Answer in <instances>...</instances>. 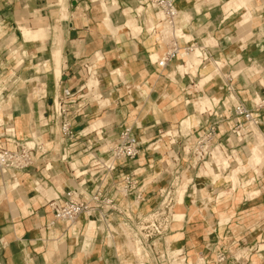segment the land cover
Wrapping results in <instances>:
<instances>
[{"label":"crops","instance_id":"1","mask_svg":"<svg viewBox=\"0 0 264 264\" xmlns=\"http://www.w3.org/2000/svg\"><path fill=\"white\" fill-rule=\"evenodd\" d=\"M234 2L246 5L245 0H175L187 39L211 56L203 63H195L186 59L189 53H185L162 68L152 62L151 55L162 57L169 45L150 31L162 14L148 0H63L62 4L60 0H0L1 110L11 113L19 139L35 138L42 147L27 169L0 172V264H138V257L131 254L133 239L125 228L133 229L161 207L162 188L155 185L167 172L164 165L168 156L163 158L161 153L150 150L160 135L180 122L189 130L202 114L204 122L195 127L194 134L213 122L222 130L231 124L233 105L243 102L255 116L251 122L255 138L250 155L256 145H261L264 152V125L257 120H264V106L253 107L254 102L264 98V0H247L248 7L230 11ZM105 6L109 8V22ZM64 9L65 22L61 20ZM247 12H251L252 21L249 27L242 28L239 23ZM128 21L133 25H127ZM22 26L44 27L47 31L45 37L24 41L19 35ZM178 42L184 44L183 39ZM94 63L99 66V85L90 90L86 87L88 67ZM113 70L123 72L118 85L113 81ZM83 86L84 96L78 101L83 105L82 114L73 117V135L64 137L53 111L54 103L66 88L78 92ZM205 98L206 108L215 100L218 103L212 109H197L193 102ZM71 108L74 110V105ZM188 117L190 127L185 124ZM125 126H132L143 143L139 157L103 181L93 183L89 176L79 175L78 169L91 156L107 155ZM224 134H219L218 141L227 146ZM188 144L192 145L180 138L173 147L182 154L183 146ZM186 162L170 174H181ZM191 163L187 171L193 178L195 168ZM259 164L264 172V164ZM244 175L254 185L251 180L235 185L230 173L227 178L233 183L232 189L249 186L240 201H229L222 209H233L236 219L245 218L249 223L233 224L232 228L229 221L221 225L214 211L211 217L199 220L197 217L206 212L198 209L192 199L187 203L189 195L184 194V210L197 208L195 213L189 211V232H184V226L179 232L184 243L178 246L179 254L183 250L186 258L191 257L187 264H197L204 251L208 253L203 260L212 262L218 250L211 253V239L218 241L219 250L229 251L230 263L264 264V181L253 169ZM125 177H131L134 183L128 195L122 192ZM85 179L88 193L84 198L98 189L114 200L120 212L100 209L99 219L101 213L93 209L90 215L83 214L73 223L56 221L49 201L64 196ZM224 187H214L220 194L218 198L227 194ZM257 214V218H251ZM175 235L163 234L153 242L165 248ZM139 241L150 253L145 263L159 264L151 240ZM187 246L195 248L196 253H187ZM238 256L239 262L234 260Z\"/></svg>","mask_w":264,"mask_h":264},{"label":"built area","instance_id":"2","mask_svg":"<svg viewBox=\"0 0 264 264\" xmlns=\"http://www.w3.org/2000/svg\"><path fill=\"white\" fill-rule=\"evenodd\" d=\"M149 5L162 14L159 17L158 24L154 25L150 31L157 35V39L163 42H167L169 45L168 50L162 57L157 58L156 62L160 67L164 68L167 64L174 59L182 51H194L199 49L201 63L207 61L210 58V53L199 47L195 46L192 40H186L184 37V28L180 24V12L176 7L175 0H148ZM183 39L184 44H179L178 40ZM90 72V67H88ZM91 75V72H90ZM84 86L79 89L78 92L71 91L66 88L63 92V96L54 103L53 111L56 119L60 120V129L64 137L73 135V117L81 115L82 104L78 103L83 99ZM256 109H260L264 106V98H260L255 102ZM74 105V110L71 108ZM211 115V113H209ZM233 116L236 118L237 129L243 127L242 119L247 122H254V110H249L243 102H238L233 105ZM241 119V120H240ZM0 172L5 174L7 172H17L27 169L32 166L37 157V150L42 149L41 142L35 138L32 139H19L16 135L15 128L12 123L0 122ZM243 130V129H242ZM220 131L219 124L217 122L210 123L204 134L196 132V140L188 138L187 140L192 143V154L195 159L194 162H205L206 159L212 157L213 149L216 148L218 143L217 135ZM238 136H241V130H234ZM171 135V134H170ZM245 137L241 136L240 140H244ZM141 139L136 135L132 126H125L118 138L107 150V155L95 154L90 157L88 172L83 175H87L93 180V183L97 181H103L107 175L112 174L118 168L125 166L129 161L136 159L141 154ZM173 147L176 144V140L170 141ZM214 147V148H213ZM157 149V146L154 147ZM186 146H184V150ZM175 161L176 169L179 168L181 163L180 157L171 156ZM194 166V164H193ZM219 170V168L217 167ZM178 171V170H176ZM180 173H176L179 177ZM80 177V176H78ZM177 177V176H176ZM124 186L122 192L124 195H128L133 189V180L131 177H125ZM87 180L79 182V185L71 190H68L64 196H58L52 198L49 201L51 208L55 214L56 221H63L66 223H73L81 215H90L93 209H105L106 212H112L114 210L119 211L115 206V202L111 197L103 195V193L96 189L90 192L88 199L84 198V195L88 192L85 190ZM85 184V185H84ZM161 196L164 197L161 201V207L157 209V212L150 213L148 218L143 219L137 224L141 225L142 231L148 233H140V238L147 241L154 238V236L161 237L163 235L161 218H158L167 209L173 208L172 199L169 198V192L161 191ZM140 197V195H138ZM169 199V200H168ZM163 210V211H162ZM120 212V211H119ZM135 226L133 229H135ZM155 227L156 233H149V230ZM131 229V228H130ZM131 229V230H133ZM155 245L152 241L150 242ZM179 255H182L180 253ZM164 256L161 255V257ZM232 257L229 251L225 248H221L215 253L212 262H206L204 264H238L230 263ZM241 256L234 257V260L239 262ZM169 261V259H168Z\"/></svg>","mask_w":264,"mask_h":264},{"label":"rangeland","instance_id":"3","mask_svg":"<svg viewBox=\"0 0 264 264\" xmlns=\"http://www.w3.org/2000/svg\"><path fill=\"white\" fill-rule=\"evenodd\" d=\"M60 3L62 4L63 0H60ZM241 3H243V2H240V3L234 2L232 4L233 6H230V8H231L230 11L238 10L242 6L248 5L247 0H245V3H244L246 5H242ZM62 7H61V9H62ZM246 7H248V6H246ZM105 9L107 10V13H108L107 14V21L109 22L110 21L109 8L107 6H105ZM61 13H62L61 20L63 22H65V20L67 18L66 9L62 10ZM250 14H251V12H247L244 15V19L247 16H249ZM127 25L132 26L133 25L132 21H128ZM133 27H135V25ZM27 29L31 33H29V35L26 33V35H27L26 36L23 31L26 30V32H27L28 31ZM21 30H22V32H20L19 35L23 38L24 41H33V40L38 39L40 37H45V33L47 31V28L40 27L38 29H32L30 27L22 26ZM26 38H27V40H26ZM195 54H197V53H194V54L193 53H189L185 57H186V59H192L194 61L193 57H195ZM59 55H60V53L56 54V61H57L58 65H60V63H61ZM12 56L14 57L13 54H12ZM218 63L221 65L220 62H218ZM92 66H94V65H92ZM90 72H91V75H92L91 67H90ZM91 75H90V78H89V80L87 82V85H86V87H88L90 90L92 89V87L99 85L98 78H94L93 75H92V78H91ZM100 93L101 92H98V94H100ZM191 99L192 98H190V97L188 98V100H191ZM214 103L217 104L218 101L215 100ZM198 104H201V103H198ZM213 104L208 106L207 109L208 108L212 109L213 108ZM253 107H256L255 102H254V106ZM0 110H1V106H0ZM1 112H2L1 113L2 117H1V114H0V122L3 121L5 123H8V122L12 121L11 120L12 119L11 113H5L2 110H1ZM202 116L203 115L201 114V115H198V117H196L197 121L192 125V127L189 130L188 129H184L182 124H181V122H180V123L177 124V127H175L173 130H169L171 132V135H166L169 131L164 132L163 135H160L156 139L158 142L155 143V145H153L151 147V150H150V151H153L154 154L155 153H161L163 155L162 156L163 158H164V156H168L166 158V160H165V162H166L165 165L163 164L167 172L162 177H159V180L157 179L158 183L155 186H161L160 187V188H162L161 190L165 191V196H166V193L169 192V198L173 200L172 201L173 208L170 209V210L167 209L158 218H161V222H163L161 230L163 231V234H165L166 237L172 236V235H175V234H176V236H178V237L174 236L173 238L170 237L168 242L166 243L167 246H165V248L163 247V244L160 243V242L158 244L155 243V245L152 244V248H153L154 254L157 257L159 264H180L182 259H184V260H182L183 261L182 264L191 263L189 261V258H191V257L188 256L186 258L185 257L186 254L183 253V250L181 252L183 254L179 255V250H180L179 247H180V245H182L181 247L184 246L183 245L184 244L183 240H180L181 239L180 238L181 234L179 233V232H181L180 228L182 226H184V232H186V234H187V232H189L188 229L190 228V225H191V224H189V220H190L189 219V211H190V213L191 212L195 213L196 210H197V209L194 210V207H192L191 210L188 207H187L186 211L184 210V208H183L184 206L182 205L184 201L183 202H181V201L184 200V194L185 193H187V195H189L188 196L189 198L186 199L187 203H190L191 199H192V200H194V201H196L198 203L197 207H199V208L201 206H203L205 203L207 204V207H206L207 211L205 210V212H206L205 216H201V215L198 216L197 218H199V220H204L208 216L211 217L212 216L211 212H213V211L215 212L216 215L220 214V213H217L216 212L217 210H215V207H213V206H218L219 211L224 213V215L227 218L230 217L229 219L226 220V222L229 221V226L232 228L233 224L249 223L250 220H247V222H245V220H244L245 218H239V219L237 218L236 219V217L233 216L234 213H235V211L233 209L224 210V209H222V206H227L229 201H232L234 203L240 201L242 199V197H243L242 195L244 193V190L249 185H247V187H245V188H241L240 186H237V188L232 189V188H234L233 183H232L230 178H227L229 176V174L230 173L232 174V178L233 179H234V176H236L238 174L239 180L241 182H245V181H249L251 179L245 178L244 173L246 171L250 170V169H253V170H256L260 175H262V177H263L262 180L264 181V172H262V170H261L262 166L259 164L258 167H255L256 165L250 164L251 163L250 162V157H251L250 156V148H251V146L254 143L253 140L255 138V129H254L253 125L249 121L245 122L243 119L242 120L240 119L242 121L243 127H241V129H237V127H236L237 124L235 122L236 118L234 116H231L230 119H229V120H231V124H229L225 128H222V130L220 129V131L218 132L219 134L220 133H222V134L225 133L223 137H225V139L228 140L227 146L224 145V144H221L218 141L217 145H215L217 147L216 148L213 147L214 149H213L212 157L209 158V159H206L205 162H203V161L197 162V165L194 162L195 157L192 154V152H193L192 148L193 147H192L191 144L186 145L187 147H186L185 150H184V146L185 145L183 146L182 154L178 153V151L175 150L174 147L171 146L170 141H172L173 139L178 140L180 138H182V139L192 138V140H196V137H195L196 134H194V131H195V127H197L198 125H202L201 123L204 122ZM257 120L259 121V125H264L263 118L262 119L261 118H257ZM245 125H248V126H245ZM186 126H188V125H186ZM234 130H236V131L241 130V133H242L241 136L245 137V139L244 140H240V136H238L237 133L234 132ZM205 131H206V128L204 127V128H200L198 132H200L201 134H204ZM219 134L217 135V137H220ZM158 139H161V140L159 141ZM156 146H157V149L155 150L154 147H156ZM216 151L219 152V154H220V152H222V155L220 154L221 156L218 155V157H217L218 153H216ZM215 154H216V156H214ZM171 156H176V157L179 156L180 160H181V164L184 161H187L186 163H188V164L192 161L191 168H195V172L193 173L194 177L192 178L191 172L187 171V170H190V169H188V164L181 169L182 171H181V174H179V177H178V175L172 176L170 173L172 172V170L176 169L177 166L175 164V161L172 160V158H170ZM237 156H240L241 159L238 158ZM213 157H216V159L213 158ZM217 160H219L221 162H219ZM224 160H229V162L227 164L222 163V162H224ZM89 161L86 162V165L84 166V167H86V169H85L86 171L82 172V173H86L88 171ZM206 162H208V163H206ZM209 163H211V164H209ZM193 164H194V166H193ZM204 164H205V167H206V171L205 172H207L209 174V172H208L210 170V168L208 167V165H209L210 167H212L211 169H213L214 172L217 175L219 174L218 178H216L217 179L216 184L213 183L214 185L213 184L212 185H208V183L205 181V177H207L208 174H206L205 172H202ZM75 166L76 165H74V167ZM217 167L219 168V170L217 169ZM148 179H149V177H148ZM148 179H146V180H148ZM200 181L203 183L202 184L203 185V189H201V187L198 185V183ZM250 183H251V185H254V182L252 183V180H251ZM124 184H125V181L122 182V187L124 186ZM184 185L187 187V189H186L187 192L185 191V193L183 194V197H182V193L181 192L179 193V191H181V189L184 187ZM188 185H190V187H188ZM219 185L226 186V187H224V188H226L224 190V192H227V194L224 195L221 198H218L220 194H218L216 191H214V187L215 186H219ZM221 190H222V188L220 189V191ZM196 191H198V192H196ZM160 197H161V194H160ZM163 198L164 197L160 198V200L162 201ZM209 198H211V201L208 200ZM236 198H239V199L236 200ZM187 205L189 206V204H187ZM208 206H209V208L213 207L214 210L208 209ZM157 211L158 210H153L150 213L157 212ZM186 213H187V217H185ZM175 214H176V216H175ZM183 215H184V218H182ZM261 216H263V213H262ZM101 217H102V214H100L99 219ZM257 217H258V214L256 216H251L252 219H255ZM235 220H236V222H234ZM223 228H224V226H223ZM154 229H155V227L150 229L149 233L155 234L156 231ZM91 230H94V228L93 227L90 228V231ZM125 231L133 239V242L131 243V246H132L131 254H134L136 257H138V264L145 263V261H147L149 259V256H147V255H150V253H149V251H145L144 250L143 245H142V243L139 240H140V233H148V232L147 231H142L141 230V225H138L133 230L125 228ZM156 239H157V236H154V238L151 239V242L153 240H156ZM210 243H211V245H213V249H212L211 253H214V251H217V250L220 249V247H218L219 243H218L217 240L214 241V239H211ZM182 249H184V248H182ZM228 249H230V247H228ZM188 252L190 253V255L192 253H196L195 252V248H189L187 250V253ZM177 253H178V255H177ZM207 253H208L207 251H204V253H203L204 255L199 257L201 260L199 262H197V264H204L205 263V261L203 260V257L205 255H207ZM163 254H164V256L161 257V255H163ZM175 255L178 257L177 260H176V256ZM168 259H169V261H168ZM174 260H176L177 263L174 262ZM193 264H195V262H193Z\"/></svg>","mask_w":264,"mask_h":264},{"label":"bare ground","instance_id":"4","mask_svg":"<svg viewBox=\"0 0 264 264\" xmlns=\"http://www.w3.org/2000/svg\"><path fill=\"white\" fill-rule=\"evenodd\" d=\"M150 21H152V20H150ZM251 21H252V18L251 17H249V16H247L245 19H243L240 23H239V26H241L242 28H247V27H249L250 26V23H251ZM151 24V23H150ZM153 25V24H152ZM252 29V28H251ZM28 30V29H27ZM24 33H25V35H26V33L29 35V33H31L29 30L26 32V30H24L23 31ZM237 32H239V31H237ZM241 33H242V31H240ZM27 36V35H26ZM184 37H185V39L186 40H191V39H187V35L184 33ZM26 40H27V38H26ZM22 49V48H21ZM26 50V49H25ZM18 52V51H17ZM185 53H197V54H195V57H193L194 58V62L195 63H199V60H200V62H201V58L200 57H198L199 55H200V53H199V49H197V50H194V51H182V52H180L179 54H178V57L180 58L183 54H185ZM18 54V53H17ZM13 55H15L14 53H13ZM157 58H159V56L157 55V54H152L151 55V60H152V62L154 63V62H156V60H157ZM99 60H101V57L99 58ZM180 60H183V59H180ZM196 60V61H195ZM189 61H190V59H189ZM188 62V61H187ZM191 62V61H190ZM193 63V62H192ZM95 65L94 66H91V71H92V75H93V77L94 78H98V76H97V74L99 73L98 72V68H99V66H98V64H96V63H94ZM187 65H188V63H187ZM183 67V66H182ZM196 67V66H195ZM113 71H115V70H113ZM238 71L240 72V70H237V72L236 73H238ZM242 71V70H241ZM122 73L123 72H121L120 70H118V71H115L114 73H113V81L115 82V84H119V83H121V81H122ZM235 73V72H234ZM92 75H91V78H92ZM234 76V75H233ZM99 80V79H98ZM208 81V80H207ZM263 81V80H262ZM204 82H205V80H204ZM130 83V82H129ZM206 83V82H205ZM146 90V89H145ZM256 98H258V96L256 97ZM206 99H208V98H206ZM206 99H201V100H199V101H195V102H193L194 103V105L197 107V109H204V107H205V105L208 103V101L206 100ZM210 100V99H209ZM188 103H190V102H188ZM198 103H201V104H198ZM207 108L205 107V109L203 110V111H205ZM202 111V112H203ZM12 121H10V122H8V123H11ZM185 124L186 125H188L189 127L191 126V120H190V117H188L187 119H186V121H185ZM13 125H16V123L15 124H13ZM185 126V125H184ZM259 131V130H258ZM171 134V132L169 131L166 135H170ZM30 140V139H29ZM219 150V149H218ZM216 153H218L217 154V157H218V155H222V152H220V154H219V152H217L216 151ZM220 155V156H221ZM214 156H216V154L214 155ZM219 156V157H220ZM231 156V155H230ZM251 157H250V164H252V165H256V164H259V163H262L263 162V164H264V152L262 151V148H261V145H256L255 147H253V149H252V152H251V155H250ZM213 158H215L216 159V157H213ZM221 158V157H220ZM223 159V158H222ZM221 159V160H222ZM239 160V159H238ZM217 161H219V160H217ZM219 162H221V161H219ZM218 162V163H219ZM229 162V160H224V162H222V163H225V164H227ZM206 163H208V162H206ZM243 163V162H242ZM209 164H211V163H209ZM208 165V164H207ZM229 165V164H228ZM218 166V165H217ZM225 166V165H224ZM76 167V166H75ZM208 167L210 168V170L208 171L209 172V174L207 173V172H205L206 174H208V176L207 177H205V181L208 183V185H212L213 183H215L216 181H217V179L216 178H218V175L214 172V170L213 169H211L212 167H210L209 165H208ZM237 167V166H236ZM86 167H82L81 169H78V173H81L82 174V172H85L86 170ZM84 174V173H83ZM201 175V174H200ZM206 176V175H205ZM234 184L235 185H241V182H240V180H239V177H238V174L236 175V176H234ZM34 183V182H33ZM185 184V183H184ZM203 183L200 181L199 183H198V185L201 187V189H203V185H202ZM245 185V184H244ZM184 188V189H183ZM182 189H181V191H179V193L181 192L182 193V197H183V194L185 193V191H186V189H187V187L184 185V187H183ZM199 188V187H198ZM197 188V189H198ZM196 190V189H195ZM194 190V191H195ZM196 192H198V191H196ZM181 197V198H182ZM203 198V197H202ZM180 199V198H179ZM178 199V200H179ZM183 199V198H182ZM181 199V200H182ZM209 201H211V198H209L208 199ZM184 200H182L181 202H183ZM179 202V201H178ZM205 202V201H204ZM194 207V206H193ZM206 207H207V204L205 203L203 206H201L200 208H198V209H202L204 212H205V210H206ZM195 209H197V208H195L194 207V210ZM96 210H98V209H96ZM99 212H100V210H98ZM202 211V212H203ZM218 211V213H220L219 214V216H220V222H221V225L222 224H224V222H226V220L227 219H229L230 217H226L225 215H224V213H222L221 211H219V210H217ZM101 213V212H100ZM102 214V213H101ZM222 214V215H221ZM175 216H176V214H175ZM182 218H184V215L182 216ZM231 220V219H230ZM176 236V235H175ZM176 237H178V236H176ZM181 238V237H180ZM178 250V249H177ZM179 252H180V250H179ZM177 255H178V253H177ZM176 256V255H175ZM177 256H176V260H177ZM176 260H175V262H176ZM183 260V259H182ZM181 260V263L180 264H182V261ZM177 263V262H176Z\"/></svg>","mask_w":264,"mask_h":264}]
</instances>
